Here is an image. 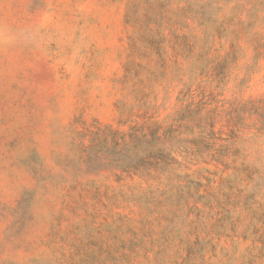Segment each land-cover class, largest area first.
I'll list each match as a JSON object with an SVG mask.
<instances>
[{
  "label": "rangeland",
  "instance_id": "rangeland-1",
  "mask_svg": "<svg viewBox=\"0 0 264 264\" xmlns=\"http://www.w3.org/2000/svg\"><path fill=\"white\" fill-rule=\"evenodd\" d=\"M0 264H264V0H0Z\"/></svg>",
  "mask_w": 264,
  "mask_h": 264
}]
</instances>
